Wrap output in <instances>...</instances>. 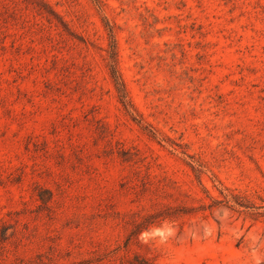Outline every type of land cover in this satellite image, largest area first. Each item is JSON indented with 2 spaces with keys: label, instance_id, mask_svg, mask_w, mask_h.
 <instances>
[{
  "label": "rangeland",
  "instance_id": "rangeland-1",
  "mask_svg": "<svg viewBox=\"0 0 264 264\" xmlns=\"http://www.w3.org/2000/svg\"><path fill=\"white\" fill-rule=\"evenodd\" d=\"M45 1L0 0V264H264V0Z\"/></svg>",
  "mask_w": 264,
  "mask_h": 264
},
{
  "label": "trees",
  "instance_id": "trees-1",
  "mask_svg": "<svg viewBox=\"0 0 264 264\" xmlns=\"http://www.w3.org/2000/svg\"><path fill=\"white\" fill-rule=\"evenodd\" d=\"M29 1L30 3L34 5L35 8H38V10L41 13H45L49 19L51 18V15H54L55 17H59V14H57L52 9L51 5L47 1L45 0H29ZM95 1L102 3L101 0H95ZM42 8H45V10ZM109 31H110V38H111L110 49H109V67L111 70L113 81L115 83L116 89L119 94V99L122 105L124 106L125 110L129 112L130 107H132V104L130 100H128L127 98L128 93H127L126 85L117 67V62H118L117 42H116V38H115L112 26H110ZM152 133H153V136L156 137V133L155 132H152ZM141 260L143 261L142 264H153L146 257H142Z\"/></svg>",
  "mask_w": 264,
  "mask_h": 264
}]
</instances>
